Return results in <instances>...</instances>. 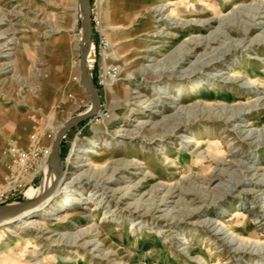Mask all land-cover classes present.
<instances>
[{
    "label": "rangeland",
    "instance_id": "1",
    "mask_svg": "<svg viewBox=\"0 0 264 264\" xmlns=\"http://www.w3.org/2000/svg\"><path fill=\"white\" fill-rule=\"evenodd\" d=\"M90 8L101 110L62 139L54 191L80 180L0 233V264L264 261V0ZM82 39L78 0H0V206L43 194L55 131L91 106ZM12 146L27 162L10 172Z\"/></svg>",
    "mask_w": 264,
    "mask_h": 264
},
{
    "label": "water",
    "instance_id": "2",
    "mask_svg": "<svg viewBox=\"0 0 264 264\" xmlns=\"http://www.w3.org/2000/svg\"><path fill=\"white\" fill-rule=\"evenodd\" d=\"M78 13L79 17L82 22V29H83V42L80 49V60H79V70H80V82L81 87L84 89L85 94L89 96L91 100V106L85 112L78 114L70 119H68L60 131L57 133L56 140L52 146V152L50 155V161L52 163L53 168L59 161H61V141L64 136L67 134L69 130L76 127L78 124L88 120L89 118L98 114L101 110V102L100 97L95 89L91 74L89 72L88 66V57L92 47V37H93V26H92V19H91V8H90V0H78ZM55 173V169H53ZM55 175V174H54ZM58 180L57 174L53 180V185L49 191L41 194L33 199L26 200L21 203L16 204H8L4 206H0V213H3V218L6 219L8 217H15L22 212H27L33 210L39 204H41L44 200H46L53 191ZM3 220L0 221V223Z\"/></svg>",
    "mask_w": 264,
    "mask_h": 264
},
{
    "label": "bare ground",
    "instance_id": "3",
    "mask_svg": "<svg viewBox=\"0 0 264 264\" xmlns=\"http://www.w3.org/2000/svg\"><path fill=\"white\" fill-rule=\"evenodd\" d=\"M236 7L238 8L240 6L238 5ZM82 42H83V39H82ZM242 70H243V68H239L238 70L235 71V74L231 75V77H233L235 79H238L239 75H240L239 73L242 72ZM137 121H139L138 116H137V118H135L133 120V122H137ZM60 129H59V131H60ZM59 131L58 130L55 131L53 140L54 139L56 140V136H57V133ZM52 146H53V144H52ZM52 146H51V152H52ZM102 148L103 147H102L101 142L95 141L94 143H92V146L90 148H87V149H84V150L80 151V152H84L86 154H90V156L87 158L88 162H87L86 165H95L96 166V163H97L98 160H104V155L101 153ZM51 152H50V148H49V150H46V153H47L46 157H48L49 154L51 155ZM50 155H49L48 161H45V166H44L45 183H44V186H43L42 193L44 194L45 192L50 190V188L53 185V180L55 178V175L57 174L58 180H57V183H56L55 187L53 188L52 193L50 194V196L46 200L43 201V203L39 204L33 210H30V211H27V212H22V213H20L19 215L15 216V217H8L6 219H2L3 218V215H2L3 213H0V221L3 220L0 223V233L1 232H5V231H11L13 228H17V227H21V226H29V225L33 224L37 219H39L41 217L45 218L47 216V214H48V211L47 210L43 211L42 209L45 208L46 206H48L56 198V196L58 195L59 192H64L65 190L70 188L71 185L74 184L77 179L80 178L79 175H73V177L70 178L67 181H65V179L63 178L61 180V183H60L59 187L54 191V189L56 188V186L58 184V181L62 177L63 166H62V162L59 161L57 163V165H55V168H53L54 165H52V163L50 161ZM96 157H98V159H95ZM53 169H55V171H56L55 175L53 174ZM71 202H72L71 200L65 199L63 205H66V206L67 205H71ZM52 207H53V205H52ZM49 208H51V207H49ZM236 214H238V213H234L233 216H236ZM223 227H225V226H223ZM184 245H190V242H189V240L187 238H186V241H185ZM70 262H74V261H70ZM202 263L203 264H209L208 262H204V261ZM259 264H264V261L260 262Z\"/></svg>",
    "mask_w": 264,
    "mask_h": 264
},
{
    "label": "built area",
    "instance_id": "4",
    "mask_svg": "<svg viewBox=\"0 0 264 264\" xmlns=\"http://www.w3.org/2000/svg\"><path fill=\"white\" fill-rule=\"evenodd\" d=\"M8 156L10 157V164H8L7 168L10 172L13 171L14 168V162L18 163L20 165H24L27 162V155L26 153L22 152L21 150H19L18 148H16L15 146H12L8 152H7ZM47 155V153H46ZM9 178H6V181Z\"/></svg>",
    "mask_w": 264,
    "mask_h": 264
}]
</instances>
